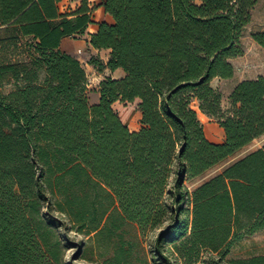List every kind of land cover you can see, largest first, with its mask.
I'll list each match as a JSON object with an SVG mask.
<instances>
[{
  "label": "trees",
  "instance_id": "trees-1",
  "mask_svg": "<svg viewBox=\"0 0 264 264\" xmlns=\"http://www.w3.org/2000/svg\"><path fill=\"white\" fill-rule=\"evenodd\" d=\"M256 1L102 0L113 20L88 42L109 56L90 63L124 74L101 79L90 103L84 67L60 47L85 33L88 0L71 11L60 0H0L5 38L27 44L26 58L0 62V264H60L66 223L104 264H148L139 236L160 226L154 250L166 264L162 242L182 264H264V253L226 259L264 228V143L192 190L184 183L264 133L263 75L238 81L227 110L211 84L233 75ZM250 35L264 48V30ZM134 99L140 127L130 130L113 103ZM194 103L223 128L221 141L206 137Z\"/></svg>",
  "mask_w": 264,
  "mask_h": 264
},
{
  "label": "rangeland",
  "instance_id": "rangeland-1",
  "mask_svg": "<svg viewBox=\"0 0 264 264\" xmlns=\"http://www.w3.org/2000/svg\"><path fill=\"white\" fill-rule=\"evenodd\" d=\"M61 5V3H59ZM65 9V7H61ZM10 33H7L3 28H0V62L3 60H18L26 58L27 44L24 38L20 39L16 44L10 43L5 37ZM243 40L242 43L247 47L248 42L252 43L253 38L250 33H242ZM241 35V36H242ZM81 34H77L70 37H65L61 42V47L63 50L76 56L81 62L82 66L86 71L87 76V95L89 102H94L98 99V87L99 82L106 76L118 77L124 74L122 68H116L117 71L110 70L109 68H104L98 70L93 64L90 63V58L97 57L103 61L107 60L109 56V50L107 49H97L93 50L88 44H83L81 39ZM256 55V52L252 53ZM248 57L247 59H250ZM248 62L245 60L242 65H247ZM211 81V84L217 87L222 94L221 105L224 110L230 107V102L228 95L233 88V81L230 79L221 78ZM13 87V83H4L1 85V89L6 92ZM137 99L133 101H120L117 100L113 103L114 109L118 112L121 119L126 122L130 130H137L140 127V114L137 108ZM195 108L197 104L194 103ZM139 111V112H138ZM198 117L203 124L205 135L209 140L219 142L224 138L223 128L218 124L214 117H210L204 114L197 108ZM264 143V133L260 136L254 138L251 142L237 150L232 155L226 157L220 162L216 163L209 169H207L201 175L189 178L185 180V185L192 190L201 181L207 179L213 174L219 172L225 165L236 160L237 158L243 156L247 152L261 147ZM48 214L54 215L60 221H63V216L55 210H48ZM159 228H162L160 226ZM159 228L147 229L139 236L138 240V255L140 257H147L148 264H166L157 252L154 250V236ZM58 234L60 238V264H104L99 261L97 256L93 255L91 258L85 255V247L89 241V236L80 232H76L70 229L69 224L61 225L58 228ZM162 247L164 248V254L168 256L171 264H182L180 259L175 253H171V244L168 242H162ZM264 253V228L259 229L251 234L243 236L240 240L236 241L230 248V251L226 255V259L238 258V257H248L255 254ZM139 261V260H136ZM135 261V262H136ZM137 263V262H136ZM135 263V264H136ZM194 264H208L206 262H198Z\"/></svg>",
  "mask_w": 264,
  "mask_h": 264
},
{
  "label": "crops",
  "instance_id": "crops-1",
  "mask_svg": "<svg viewBox=\"0 0 264 264\" xmlns=\"http://www.w3.org/2000/svg\"><path fill=\"white\" fill-rule=\"evenodd\" d=\"M101 2L102 0H88V4L91 7V22L88 24L85 33L81 34L82 37L80 39L83 44H88L89 47H91L93 50H97V48H94L89 44V33L94 32L97 29L99 22H111L113 20L112 16L104 10V7ZM59 3H61L60 10L71 11L80 4V0H60ZM61 7H65V9H61ZM256 30H264V0L256 1L251 10L250 21L245 25L243 31L244 33H251L252 31ZM243 37L244 36L242 35L240 37V40L242 41V43H245ZM248 43L249 46L246 47L244 45V52L241 55L230 58L234 66V73L230 77V79L233 81V85L245 78H255L258 75L264 76V48L254 40L252 41V43ZM61 46L62 45H60V47ZM254 52H256V55H252V53ZM248 57L251 58L247 59ZM245 60H247L248 64L244 66L242 65V63ZM114 71H117V69H115ZM218 79L219 77L216 76L212 78L211 81L217 80V82H219ZM221 79L224 80L229 78Z\"/></svg>",
  "mask_w": 264,
  "mask_h": 264
}]
</instances>
